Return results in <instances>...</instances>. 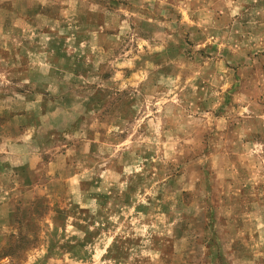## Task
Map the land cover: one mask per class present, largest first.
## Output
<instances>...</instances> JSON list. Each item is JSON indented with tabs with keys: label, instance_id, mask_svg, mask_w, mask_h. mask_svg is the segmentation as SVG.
<instances>
[{
	"label": "rangeland",
	"instance_id": "1",
	"mask_svg": "<svg viewBox=\"0 0 264 264\" xmlns=\"http://www.w3.org/2000/svg\"><path fill=\"white\" fill-rule=\"evenodd\" d=\"M0 9V264H264V0Z\"/></svg>",
	"mask_w": 264,
	"mask_h": 264
},
{
	"label": "crops",
	"instance_id": "2",
	"mask_svg": "<svg viewBox=\"0 0 264 264\" xmlns=\"http://www.w3.org/2000/svg\"><path fill=\"white\" fill-rule=\"evenodd\" d=\"M6 15H7V11L6 10H2V9H0V32H2L3 30H7V29H10V30H12V28L9 26V25H6V24H8V22H4L3 21V18L5 19L6 18ZM20 22H16V24H14L15 26V28L17 29V28H20L21 26H22V24H21V26H20ZM2 38V37H1ZM0 47H3V44H0ZM16 50V49H15ZM16 60H17V56H18V53H17V50H16ZM1 60V59H0ZM2 104V103H1ZM4 105V104H3ZM5 108H6V106H5ZM5 143L7 142L6 140L4 141ZM4 142H2V139L0 138V144H1V146H2V144L4 143ZM0 146V147H1ZM7 151H5V153H6ZM0 189L2 190H5L4 189V187L3 188H1L0 187Z\"/></svg>",
	"mask_w": 264,
	"mask_h": 264
}]
</instances>
